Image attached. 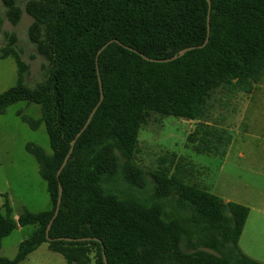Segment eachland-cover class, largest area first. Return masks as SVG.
Masks as SVG:
<instances>
[{"label": "trees", "instance_id": "1", "mask_svg": "<svg viewBox=\"0 0 264 264\" xmlns=\"http://www.w3.org/2000/svg\"><path fill=\"white\" fill-rule=\"evenodd\" d=\"M1 1L14 25L24 10L32 17L28 36L46 60L41 81L28 85L29 64L15 46L16 34L9 35L0 58H14L18 77L0 92V113L20 100L41 105L39 119H22L33 128L46 126L52 153L34 143L26 148L38 160L52 205L42 211L24 208L15 218L6 197L0 245L19 225L37 227L20 242L17 255L0 257V264H18L42 243L68 264H105L103 250L108 264H264L239 245L247 205L225 202L167 168L151 173L152 194L138 195L146 191L148 173L134 160L140 127L151 112L201 119L216 87L253 90L264 74V0H212L207 44L169 62L141 53L167 58L202 44L208 36L207 0H27L24 9L17 0ZM111 39L121 43L111 42L97 59ZM99 76L103 100L57 177L71 141L100 101ZM199 130L189 136L196 151L218 152L205 129L200 130L204 145L194 141ZM121 181L130 189L124 195ZM59 182L62 202L50 237L100 240L47 238Z\"/></svg>", "mask_w": 264, "mask_h": 264}, {"label": "rangeland", "instance_id": "2", "mask_svg": "<svg viewBox=\"0 0 264 264\" xmlns=\"http://www.w3.org/2000/svg\"><path fill=\"white\" fill-rule=\"evenodd\" d=\"M17 2L24 9L27 0ZM5 9L0 0V53L9 35L15 33V46L29 64L26 82L35 86L42 79V65L46 60L38 54L28 36L32 17L24 10L21 20L14 25L5 15ZM17 77L14 58H0V92L15 85ZM24 115L39 119L41 105L20 100L0 113V210L5 212L3 204L8 197L15 218L24 208L42 211L52 205L38 160L26 148L27 143H34L46 153H52L46 126L42 122L33 128L22 119ZM197 127L211 133L209 137L219 145L218 152L196 151L189 136ZM202 133L194 135L196 143L202 144ZM225 141H228L226 145ZM134 160L148 173L146 191H135L138 195L152 194L155 183L151 173L167 168L169 174L175 173L183 181L205 188L223 200L247 205L250 215L239 245L264 263V74L251 92L228 85L216 87L201 119L151 112L140 127ZM118 188L122 195L130 190L125 181H121ZM172 202L167 201L168 212L172 211ZM36 227V224L19 225L5 236L0 245V257L14 258L20 242ZM183 245L187 247L189 242L183 240ZM18 264L68 263L61 253L42 243ZM91 264H95L94 260Z\"/></svg>", "mask_w": 264, "mask_h": 264}, {"label": "water", "instance_id": "3", "mask_svg": "<svg viewBox=\"0 0 264 264\" xmlns=\"http://www.w3.org/2000/svg\"><path fill=\"white\" fill-rule=\"evenodd\" d=\"M208 1V18H207V28H208V36L206 38V40L200 44V45H193V46H188V47H184L182 49H180L177 53H175L174 55L170 56V57H167V58H152V57H149L143 53H141V55L147 59V60H150V61H158V62H169V61H172L174 59H177L181 56H183L187 51L189 50H192V49H195V48H201V47H204L207 42L209 41V37H210V31H211V26H210V13H211V9H212V0H207ZM113 41H116V42H120L119 40L117 39H111L109 41H107L102 47H100V49L98 50L97 52V59L100 55V53ZM121 43V42H120ZM126 47H128L127 45H124ZM130 48V47H129ZM133 49V48H131ZM135 50V49H133ZM98 73H99V70H98ZM99 83H100V89H101V98H100V101L99 103L94 107V109L91 111L90 115L88 116L85 124L83 125V127L77 132V134L75 135L74 139L71 141V145H70V149L68 151V153L66 154L62 164L60 165L59 169L57 170V177L60 176V173L61 171L63 170V168L65 167V165L67 164L72 152H73V149H74V146H75V143L78 139V137L85 131V129L87 128V126L89 125V123L91 122L98 106L100 105V103L102 102L103 100V97H104V93H103V84H102V79L101 77L99 76ZM62 194H63V186L62 184L59 182V194H58V199H57V203H56V207H55V210H54V214L47 226V229H46V235H47V238L48 239H54V240H68V241H76V240H89L91 238H95L97 240H100L99 238L97 237H69V236H60V237H55V238H52L50 237L49 235V230H50V227L52 225V222L54 221V219L56 218V216L58 215V212H59V209H60V206H61V202H62ZM103 257H104V262L105 264H108V260H107V256L105 254V251L103 250Z\"/></svg>", "mask_w": 264, "mask_h": 264}, {"label": "crops", "instance_id": "4", "mask_svg": "<svg viewBox=\"0 0 264 264\" xmlns=\"http://www.w3.org/2000/svg\"><path fill=\"white\" fill-rule=\"evenodd\" d=\"M225 202H228V201H232L231 199H227V200H224ZM234 202H237V201H234ZM239 203H241V202H239ZM243 204V203H242ZM249 215H250V212H249ZM249 215H248V217H249ZM247 220H248V218H247ZM247 220H246V223H247ZM246 223H245V226H246ZM245 226H244V229H243V231H242V234H241V236H240V239H241V237L243 236V234H244V232H245ZM240 239H239V242H240ZM241 247V249L245 252V253H247L248 255H254V254H252L251 252H249V251H247L244 247H242V246H240ZM250 255V256H251ZM253 257V256H252ZM255 258V257H254Z\"/></svg>", "mask_w": 264, "mask_h": 264}]
</instances>
